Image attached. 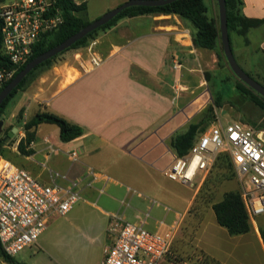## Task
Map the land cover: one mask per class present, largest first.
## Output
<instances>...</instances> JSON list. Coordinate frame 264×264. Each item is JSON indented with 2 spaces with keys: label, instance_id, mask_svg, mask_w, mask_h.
Wrapping results in <instances>:
<instances>
[{
  "label": "crops",
  "instance_id": "crops-1",
  "mask_svg": "<svg viewBox=\"0 0 264 264\" xmlns=\"http://www.w3.org/2000/svg\"><path fill=\"white\" fill-rule=\"evenodd\" d=\"M74 1L85 3L89 15V0ZM126 1H112L103 11ZM242 1L243 16L264 19V0ZM205 3L209 17L219 21L218 1ZM195 32L191 22L173 14L122 19L104 30L92 49L83 48L86 51L76 62L49 70L9 103L5 129L17 121L21 111L24 123L32 120L35 116L27 118V112L35 108L36 114L47 111L79 125L84 134L63 142L60 130L52 132V127L41 124L35 140L24 143L30 154L18 149L26 138L20 132L14 146H5L8 158L4 159L44 185L69 187L75 180L82 184L81 200L70 213L50 219L38 242L13 257L14 263L0 256V264H102L114 239L109 228L115 218L137 222L149 212L146 227L150 231L158 230L161 221L179 227L184 223L198 190L187 204H180L181 212L173 213L162 206L172 200L168 195L160 205L134 188L131 177L112 173L124 171L131 160L157 166L168 158L161 167L165 170L172 161L171 139L184 133L210 106L205 73L214 76L218 72L219 50L195 47ZM246 38L248 44L243 36L231 34L234 56L246 72L264 77V24L251 29ZM92 58L101 60V65L93 68ZM73 151L78 153L77 161L70 158ZM88 166L101 174L91 186L86 184L90 181ZM83 218H88L90 234L80 225ZM73 236L76 247L71 245ZM159 264L176 263L165 258Z\"/></svg>",
  "mask_w": 264,
  "mask_h": 264
},
{
  "label": "built area",
  "instance_id": "built-area-1",
  "mask_svg": "<svg viewBox=\"0 0 264 264\" xmlns=\"http://www.w3.org/2000/svg\"><path fill=\"white\" fill-rule=\"evenodd\" d=\"M62 23V12L55 0L0 2L2 54L10 63V68L0 67V89L13 79L18 67L27 63L42 38ZM101 63L91 59L93 68ZM222 153L229 155L237 176L250 186L241 196L250 222L256 225V220L264 216V128L241 121L224 124L216 116L196 136L187 155L178 156L173 151L164 175L193 186L197 175L210 171ZM70 158L77 161L78 153L71 152ZM86 169L88 186L101 179L92 167ZM81 181H72L69 187L44 185L27 170L0 157V244L4 253L16 257L38 242L50 219L70 213L81 200ZM150 216L144 213L137 222L115 218L109 228L114 239L106 248L102 264H159L165 258L176 264H192L172 251L179 224L161 221L158 230L150 231L146 227Z\"/></svg>",
  "mask_w": 264,
  "mask_h": 264
},
{
  "label": "rangeland",
  "instance_id": "rangeland-1",
  "mask_svg": "<svg viewBox=\"0 0 264 264\" xmlns=\"http://www.w3.org/2000/svg\"><path fill=\"white\" fill-rule=\"evenodd\" d=\"M14 0H0V2H11ZM116 0H89L90 10L89 15L85 19L93 21L94 17L102 16L107 11H103L105 5ZM109 11V10H108ZM140 29L134 30L135 38ZM104 30L99 31L90 39L89 48L95 46V40ZM85 49L69 50L66 53L58 56L51 69H39L36 74L38 79L43 74H47L49 70L57 67H64L68 63L77 61L80 53ZM85 53V52H84ZM81 56V55H80ZM245 70H248L242 65ZM216 75H211L209 81L208 95L211 97L210 106H214V100L218 93L222 94L221 107H215V116H218L224 124L232 121H241L248 125H253L252 122L261 123L264 118V112L252 103L249 98H245L236 90V82L238 78L232 73L227 64L219 65ZM226 71L227 73H224ZM249 72V70H248ZM224 73V74H223ZM80 74L77 73V76ZM252 75L264 83V77L259 73L253 72ZM206 77V73H205ZM251 94L254 92L249 91ZM257 94V93H256ZM35 108H31L27 112V118L35 116ZM201 117V116H200ZM197 118V120L200 119ZM5 119V118H4ZM196 120V121H197ZM6 123L7 120L5 119ZM23 124L15 121L11 126L3 125V130L12 131L14 128L18 130L10 140V147L14 146L20 138V134L24 132ZM46 127H52L53 131L59 132V128L54 124H46ZM21 132V133H20ZM7 154V152H6ZM168 160V158H167ZM167 160H163L157 166H150L145 163L131 160L127 166H124V171L114 172V175H127L131 178L132 185L139 192L149 196L150 199H155L162 205L161 199L166 198V195L172 200L166 202V206L173 210V213L179 212L180 204L185 205L191 198L194 191H197L196 199L194 200L190 212L187 215L184 223H181L177 231V235L173 242L172 251L180 259L188 261L192 264H264V216L256 220V225L252 224V231L245 235L231 236L227 230L221 227L211 206L206 205L209 198H213V202L222 200L227 192L239 190L244 192L249 189V184L242 181L234 172L231 179H227L228 170L220 168L216 164L207 173L199 174L193 182V186L186 185L180 181H173L166 177L161 171V167ZM111 173V172H110ZM232 173V172H231ZM230 173V174H231ZM167 201V200H166ZM181 212V211H180ZM86 234L89 233L88 218H83L80 222ZM76 237H72L71 245L76 247Z\"/></svg>",
  "mask_w": 264,
  "mask_h": 264
},
{
  "label": "trees",
  "instance_id": "trees-1",
  "mask_svg": "<svg viewBox=\"0 0 264 264\" xmlns=\"http://www.w3.org/2000/svg\"><path fill=\"white\" fill-rule=\"evenodd\" d=\"M57 7L61 10L63 16V23L54 32L45 35L42 40L35 46L31 58L23 66L17 68L14 77L24 69V67L32 61L37 56L43 54L47 50L57 46L58 44L64 42L71 36L78 33L90 22L85 19L87 15V5L85 3L77 4L74 0H55ZM242 0H226L227 8V20H228V30L229 35L236 32L238 35L245 38L246 44H248V39L246 38L248 32L260 25L264 24V19H249L241 14ZM121 5V4H120ZM158 14H173L178 15L182 19L188 20L194 26L196 32L193 38L195 47L205 48L215 50L218 48V59L219 65L227 64L224 54L223 47L220 37L219 21L210 18L208 15V8L205 0H176L170 4L157 7H130L119 13L114 19L109 21L106 25L102 26L98 30L90 33L87 37L78 41L72 45L68 50L57 55L56 57L46 61L30 74H28L25 79L15 88L10 96L3 102L0 106V121H4V114L9 105V103L20 93L26 91L30 85L38 78L36 72L41 69H51L54 60L66 53L69 50L83 49L89 46L90 39L93 35L101 30H107L115 26L120 20L125 18H134L146 15H158ZM94 21V20H93ZM231 41V40H230ZM232 46V44H231ZM223 63V64H222ZM228 65V64H227ZM0 67L10 68V63L7 58L2 54V37L0 34ZM248 73V72H247ZM251 77L257 80L252 74L248 73ZM13 77V78H14ZM211 75L206 73V78L210 81ZM264 86V83L257 80ZM11 82H7L1 89L0 93L4 88ZM236 90L243 97L249 98V100L258 106L264 112V98L256 94L248 86L239 80L236 82ZM254 92V93H250ZM222 94L219 92L218 96L214 100V106L207 107L201 114L198 121L191 123L188 129L171 139L170 145L172 150L178 156H185L189 153V150L193 146L196 136L205 131L215 120V107H221L222 104ZM17 122L23 124V129L26 134L25 141H21L18 149L22 154H30L31 151L25 149V144H30L35 140V134L38 126L41 124H54L59 127L60 139L63 142H70L81 137L84 134V130L79 125L70 123L66 119L50 112H38L35 117L24 123L23 122V111L19 113ZM253 126L256 128H264V118L261 123L252 122ZM3 130V127H2ZM9 131L3 130L0 134V156L3 158H8L6 154L5 146L9 145L11 141L7 144L6 137ZM215 164L220 168H225L228 170L226 175L227 179H231L235 174V170L232 161L228 154H220ZM232 172V173H231ZM231 173V174H230ZM234 174V175H233ZM197 198V197H196ZM195 198V199H196ZM199 198V197H198ZM198 198L196 201H198ZM213 198H209L206 201V205L211 206L215 213L216 220L218 224L225 228L229 235L239 236L245 235L252 231V223L248 215L247 208L242 199L241 193L239 191H231L224 194L222 200L218 202H213ZM264 237V231H262ZM0 256H2L6 261L14 263L13 258L6 255L2 250L0 244Z\"/></svg>",
  "mask_w": 264,
  "mask_h": 264
},
{
  "label": "water",
  "instance_id": "water-1",
  "mask_svg": "<svg viewBox=\"0 0 264 264\" xmlns=\"http://www.w3.org/2000/svg\"><path fill=\"white\" fill-rule=\"evenodd\" d=\"M176 0H128L121 5L107 11L101 17L95 19L90 22L87 26H85L82 30H80L75 35L71 36L64 42L58 44L57 46L47 50L43 54L37 56L32 61H30L22 71H20L11 82L4 88V90L0 93V106L3 102L10 96L12 91L18 87V85L25 79V77L30 74L37 67L45 63L46 61L56 57L57 55L63 53L68 50L72 45L87 37L90 33L98 30L102 26L106 25L109 21L114 19L119 13L123 10L130 7H157L164 6L166 4H170ZM219 7V28H220V37L221 43L223 47V54L228 64V67L232 71V73L243 82L246 86H248L255 93L264 98V86L251 77L237 62L234 53L231 47L230 35L228 30V20H227V8H226V0H217ZM4 125V121H0V134L3 133L2 127ZM18 129L14 128L10 131L6 137V142L8 143L15 132Z\"/></svg>",
  "mask_w": 264,
  "mask_h": 264
}]
</instances>
